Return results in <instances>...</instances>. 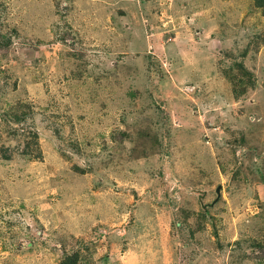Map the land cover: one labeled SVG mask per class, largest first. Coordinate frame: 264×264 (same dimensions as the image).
<instances>
[{
    "label": "rangeland",
    "instance_id": "rangeland-1",
    "mask_svg": "<svg viewBox=\"0 0 264 264\" xmlns=\"http://www.w3.org/2000/svg\"><path fill=\"white\" fill-rule=\"evenodd\" d=\"M0 38V264H264L254 0H0Z\"/></svg>",
    "mask_w": 264,
    "mask_h": 264
},
{
    "label": "trees",
    "instance_id": "trees-1",
    "mask_svg": "<svg viewBox=\"0 0 264 264\" xmlns=\"http://www.w3.org/2000/svg\"><path fill=\"white\" fill-rule=\"evenodd\" d=\"M254 3H255V5H256L257 7L261 8V9L264 11V0H254ZM2 41H3V40H1V38H0V45H1V46H3ZM243 71H244V70H243ZM245 71H246V69H245ZM247 73H248V71H247ZM15 115H17V114L15 113ZM15 115H14V117H17V116H15ZM16 119H19V118H16ZM29 146H30V145L27 143L26 146H25L24 149H23V152H24V153H28V154H30V152H29V150H28ZM6 150H7V149H5L4 152H5ZM5 156L8 157V158H10L11 155H7V154H5ZM64 263H65V264H76L74 254H68V255L65 257V262H64Z\"/></svg>",
    "mask_w": 264,
    "mask_h": 264
},
{
    "label": "water",
    "instance_id": "water-1",
    "mask_svg": "<svg viewBox=\"0 0 264 264\" xmlns=\"http://www.w3.org/2000/svg\"><path fill=\"white\" fill-rule=\"evenodd\" d=\"M218 191H219V189H218Z\"/></svg>",
    "mask_w": 264,
    "mask_h": 264
}]
</instances>
